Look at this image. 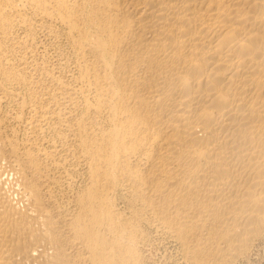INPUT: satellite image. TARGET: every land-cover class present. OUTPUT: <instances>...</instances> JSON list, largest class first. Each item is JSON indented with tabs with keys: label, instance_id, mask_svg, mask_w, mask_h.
Here are the masks:
<instances>
[{
	"label": "bare ground",
	"instance_id": "obj_1",
	"mask_svg": "<svg viewBox=\"0 0 264 264\" xmlns=\"http://www.w3.org/2000/svg\"><path fill=\"white\" fill-rule=\"evenodd\" d=\"M262 238L264 0H0V264Z\"/></svg>",
	"mask_w": 264,
	"mask_h": 264
},
{
	"label": "rangeland",
	"instance_id": "obj_2",
	"mask_svg": "<svg viewBox=\"0 0 264 264\" xmlns=\"http://www.w3.org/2000/svg\"><path fill=\"white\" fill-rule=\"evenodd\" d=\"M154 258L156 261L161 259V252L159 254L155 252ZM236 264H264V238L257 241Z\"/></svg>",
	"mask_w": 264,
	"mask_h": 264
}]
</instances>
